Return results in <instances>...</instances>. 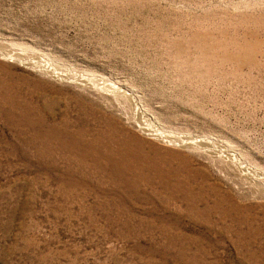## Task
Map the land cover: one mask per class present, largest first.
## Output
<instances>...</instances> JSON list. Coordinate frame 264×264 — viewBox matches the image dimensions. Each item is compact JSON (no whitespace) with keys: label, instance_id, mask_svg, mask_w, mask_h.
Segmentation results:
<instances>
[{"label":"rangeland","instance_id":"obj_1","mask_svg":"<svg viewBox=\"0 0 264 264\" xmlns=\"http://www.w3.org/2000/svg\"><path fill=\"white\" fill-rule=\"evenodd\" d=\"M0 264H264V0H0Z\"/></svg>","mask_w":264,"mask_h":264},{"label":"bare ground","instance_id":"obj_2","mask_svg":"<svg viewBox=\"0 0 264 264\" xmlns=\"http://www.w3.org/2000/svg\"><path fill=\"white\" fill-rule=\"evenodd\" d=\"M2 45H3V44H2ZM16 52H17V51H16ZM34 54H35V53H34ZM38 54H39V53H38ZM32 57H33V56H32ZM49 64H51V63H49ZM45 65H46V64H45ZM33 66H34V65H33ZM35 67H36V66H35ZM37 67H38V66H37ZM42 67H44V65H43ZM56 67H57V66H56ZM40 69H41V68H40ZM53 71H54V70H53ZM60 71H61V70H60ZM58 73H59V72H58ZM123 91H124V90H123ZM129 95H130V94H129ZM152 126H153V124H152ZM156 129H159V128H156ZM156 129H155V127H154V130H156ZM157 132H158V131H157ZM161 132H162V130H161ZM164 132H165V131H164ZM158 133H159V132H158ZM167 134H168V133H167ZM169 134H170V133H169ZM169 134H168V135H169ZM173 134H174V133H173ZM182 135H183V134H181V136H182ZM161 136H162V135H161ZM166 136H167V135H166ZM172 136H173V135H172ZM162 137H163V136H162ZM176 137H177V136H176ZM188 137H189V136H187V138H188ZM190 137H191V136H190ZM180 138H181V137H180ZM182 138H183V137H182ZM204 138H205V137H204ZM204 138H203V139H204ZM207 138H208V137H207ZM178 139H179V137H178ZM190 139H191V138H190ZM181 140H182V139H181ZM194 140H195V139H194ZM194 140H192V141H194ZM198 140H200V139H198ZM201 140H202V139H201ZM204 140H205V139H204ZM210 140H211V139H210ZM189 141L191 142V140H189ZM195 142L197 143V141H195ZM204 142H205V141H204ZM204 142H203V143H204ZM207 142H208V143H211V142H209V140H208ZM207 142H206V143H207ZM216 142H217V141H216ZM216 142L213 141L212 143H215V144H216ZM198 143H199V141H198ZM189 144H190V143H189ZM215 144H214V145H215ZM218 145H221V143L218 144ZM218 145H217V146H218ZM221 146H222V145H221ZM224 146H225V145H224ZM226 150H227V149H226ZM254 171H255V170H254Z\"/></svg>","mask_w":264,"mask_h":264}]
</instances>
